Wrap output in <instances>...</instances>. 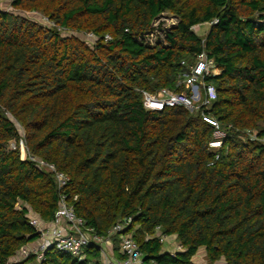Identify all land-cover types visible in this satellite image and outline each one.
I'll return each instance as SVG.
<instances>
[{
  "label": "trees",
  "instance_id": "obj_1",
  "mask_svg": "<svg viewBox=\"0 0 264 264\" xmlns=\"http://www.w3.org/2000/svg\"><path fill=\"white\" fill-rule=\"evenodd\" d=\"M11 8L0 9V264H38L14 259L39 237L30 214L50 222L59 207L54 176L21 160V140L70 178L69 200L99 236L132 219L125 232L143 264H196L201 252L211 264H264V0H11ZM163 14L178 19L165 44L139 41ZM206 24V36L193 31ZM204 52L221 71L207 79L226 134L220 148L199 112L143 104L142 92H186L181 63ZM157 234L181 250L165 249ZM101 259L98 249L84 262L49 251L40 264Z\"/></svg>",
  "mask_w": 264,
  "mask_h": 264
},
{
  "label": "built area",
  "instance_id": "obj_2",
  "mask_svg": "<svg viewBox=\"0 0 264 264\" xmlns=\"http://www.w3.org/2000/svg\"><path fill=\"white\" fill-rule=\"evenodd\" d=\"M1 1L11 3V0H0V3ZM165 15L163 14L159 18L162 17L161 19H163ZM170 19L174 20L172 24L166 25L164 21L158 28L153 26V30L145 37L140 38L139 41L150 47H155L160 43L165 44L168 32L178 24L177 18L170 16ZM196 27L193 28L195 33ZM151 38L153 40L147 42ZM181 66L185 70L179 78L178 86L184 87L186 92L178 93L167 88L159 90L156 94L142 92L145 109L152 112H163L167 109L184 107L190 112H199L202 119L214 128L216 141L221 142L226 137V134L210 112L213 103L217 100V90L214 85L207 82L208 78L219 76L221 71L217 69L214 60L210 59L205 52L201 53L193 64L183 61ZM22 133L23 131L21 130ZM248 135L251 139L257 138L253 132H249ZM21 148L25 149L27 153L23 140L20 142ZM11 149L16 150V145L12 144ZM21 160H29L40 169L54 176L58 187L59 207L54 219L50 222L43 221L40 217L30 214V226L36 230L39 237L35 243L22 248L17 253L14 258L17 262L33 257L40 264L44 261L45 255L49 251L60 252L77 259L79 262H84L88 257L89 251L98 249L102 258L99 264H143L144 255L135 242L133 234L125 232L132 225V219L113 227L107 237L99 236L92 228L87 226L84 219L77 216L67 194L70 182V178L67 175L59 172L54 165L28 153L26 158L23 157ZM77 200L78 197L76 196L73 202ZM115 237L119 239L118 246L123 259H117L113 252V239ZM156 237L160 238L162 243H166L170 238L161 234H157ZM176 250H181V247H177ZM88 264H93V262Z\"/></svg>",
  "mask_w": 264,
  "mask_h": 264
},
{
  "label": "rangeland",
  "instance_id": "obj_3",
  "mask_svg": "<svg viewBox=\"0 0 264 264\" xmlns=\"http://www.w3.org/2000/svg\"><path fill=\"white\" fill-rule=\"evenodd\" d=\"M7 3V4H6ZM3 9L5 8L4 10H7V12H13L12 8H11V3H8L7 1H1L0 3V9ZM170 16L169 14H166L163 19L159 18L157 20L156 23L153 24L154 28H158V26L162 23V22H166V25H170L172 24V22L174 20L170 19ZM43 20L45 21V23L49 24L48 21H46L44 18ZM211 25V24H210ZM210 25L209 24H206V25H202L200 27H196L195 28V31L197 34H199L200 36H206V34L208 33L209 31V28H210ZM61 32L63 33V35H67V36H71L72 33H65L66 30H61ZM153 38L149 39L147 42H150L152 41ZM20 128V127H19ZM21 129V128H20ZM215 147H218L220 148L221 147V142H217L215 144ZM20 154H21V158L25 157L26 158V152H25V149H20ZM179 243L177 242V240L172 237V238H169L168 241L165 243V249L167 250H175L177 247H179L178 245ZM194 263L196 264H211L209 261L206 260V256H205V253L204 252H201L200 254H198L194 259H193ZM217 264H224V262H220V263H217Z\"/></svg>",
  "mask_w": 264,
  "mask_h": 264
},
{
  "label": "crops",
  "instance_id": "obj_4",
  "mask_svg": "<svg viewBox=\"0 0 264 264\" xmlns=\"http://www.w3.org/2000/svg\"><path fill=\"white\" fill-rule=\"evenodd\" d=\"M113 241H115L114 246H113V252L115 254V257L117 258L121 256L120 251H119V246H118V238H114Z\"/></svg>",
  "mask_w": 264,
  "mask_h": 264
}]
</instances>
